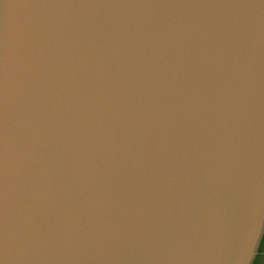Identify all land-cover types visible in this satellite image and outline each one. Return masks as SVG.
<instances>
[{
  "label": "water",
  "instance_id": "obj_1",
  "mask_svg": "<svg viewBox=\"0 0 264 264\" xmlns=\"http://www.w3.org/2000/svg\"><path fill=\"white\" fill-rule=\"evenodd\" d=\"M263 235L264 0H0V264H253Z\"/></svg>",
  "mask_w": 264,
  "mask_h": 264
},
{
  "label": "trees",
  "instance_id": "obj_2",
  "mask_svg": "<svg viewBox=\"0 0 264 264\" xmlns=\"http://www.w3.org/2000/svg\"><path fill=\"white\" fill-rule=\"evenodd\" d=\"M263 253H264V235L259 246L258 255L256 256L253 264H259L264 259V256L262 255Z\"/></svg>",
  "mask_w": 264,
  "mask_h": 264
},
{
  "label": "clouds",
  "instance_id": "obj_3",
  "mask_svg": "<svg viewBox=\"0 0 264 264\" xmlns=\"http://www.w3.org/2000/svg\"><path fill=\"white\" fill-rule=\"evenodd\" d=\"M7 251H8V245H7V240L5 241V254L7 256Z\"/></svg>",
  "mask_w": 264,
  "mask_h": 264
},
{
  "label": "flooded vegetation",
  "instance_id": "obj_4",
  "mask_svg": "<svg viewBox=\"0 0 264 264\" xmlns=\"http://www.w3.org/2000/svg\"><path fill=\"white\" fill-rule=\"evenodd\" d=\"M262 255L264 256V253ZM259 264H264V259Z\"/></svg>",
  "mask_w": 264,
  "mask_h": 264
}]
</instances>
